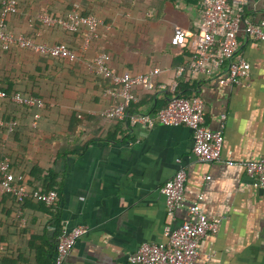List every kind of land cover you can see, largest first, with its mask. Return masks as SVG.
Masks as SVG:
<instances>
[{
	"label": "crops",
	"instance_id": "obj_1",
	"mask_svg": "<svg viewBox=\"0 0 264 264\" xmlns=\"http://www.w3.org/2000/svg\"><path fill=\"white\" fill-rule=\"evenodd\" d=\"M19 1L18 15L7 21L10 32L65 43L80 61L56 70L52 58L27 51L18 60L7 58L18 62L19 78L27 73L36 84L34 93L46 107L13 101L0 106L1 120L21 123L17 134L0 132V157L13 163L29 186L56 190L58 200L53 207L29 200L19 208L14 196L0 189V264H53L58 236L78 226L88 231L64 264H128L142 244L167 240L166 225L176 228L192 219L189 207L200 194L203 215L221 223L218 233L201 240L195 264H264V187H256L245 168L249 160L264 157V42L244 32L248 21H264V0L242 4L236 56L251 64V72L236 86L219 84L226 64L213 76L178 74L194 57L203 0ZM73 4L102 22L100 38L87 49L85 35L45 28L39 20L44 12L62 17ZM176 28L194 37L173 46ZM102 53L119 73L160 70L154 90L136 88L131 112L154 114L176 96L202 98L206 125L223 132L222 157L232 163L199 161L187 126L147 129L107 119L103 112L118 99L94 79L90 64ZM36 114L37 129L31 125ZM181 167L187 171L184 206L169 216L161 188Z\"/></svg>",
	"mask_w": 264,
	"mask_h": 264
},
{
	"label": "built area",
	"instance_id": "obj_2",
	"mask_svg": "<svg viewBox=\"0 0 264 264\" xmlns=\"http://www.w3.org/2000/svg\"><path fill=\"white\" fill-rule=\"evenodd\" d=\"M244 0L230 2V0H203L202 24L196 35V46L192 61L178 71L179 76L187 75L193 78L199 75L213 76L215 71L221 70L226 64L225 73L221 74L218 81L221 85H241L250 75L251 64L241 57H237L239 48V33L243 23L242 4ZM17 0H5L0 13V44L8 50L18 47L24 50L38 52L50 58L74 62L79 59L78 54L66 44L50 45L40 43L34 38L17 35L7 28L10 16L18 12ZM39 20L45 26H61L69 32L85 30L84 49L100 36L102 22L93 15H82L80 6L75 4L73 10L66 18L53 17L46 12L39 15ZM245 35L255 41L264 42V21L259 23L247 22L244 29ZM194 37L182 28H176L171 39L173 46L179 47L187 44ZM91 71L111 81L112 89L107 94H112L118 99L114 105L108 107L103 115L110 120L128 121L131 126L140 125L152 129L156 125L187 126L194 133L193 153L202 162H225L222 157L224 147V134L221 130L213 131L206 125V106L202 98L172 97L166 107L156 113L131 112L130 106L137 101L136 88L154 90L155 78L160 70L154 69L147 74L133 75L129 72L119 73L111 66V57L107 53L99 54L94 60ZM6 94L0 92V100ZM11 100L17 104L43 108L45 103L37 97H26L16 93ZM40 118L39 114L35 119ZM16 122L6 123L0 119V126H10L13 130ZM36 127V123L33 124ZM180 162V160H177ZM247 174L252 178L256 187H264V157H257L245 163ZM1 186L8 194L13 195L18 204L26 199H34L49 207H53L58 200L56 190L44 191L42 189L30 190L21 184L22 176H16L11 171L8 159H0ZM206 179H210L207 177ZM187 171L181 167L176 174L161 188L165 197L166 209L169 216L184 206L185 184ZM203 194L189 207L192 219L173 228L171 224L165 227L167 240L163 243H144L136 253L129 257L128 264H195L199 245L208 234H216L220 228V219L208 220L202 213L201 201ZM20 208V207H19ZM85 226H78L71 230H63L58 236L56 255L53 264H64L70 251L78 240L87 233Z\"/></svg>",
	"mask_w": 264,
	"mask_h": 264
},
{
	"label": "trees",
	"instance_id": "obj_3",
	"mask_svg": "<svg viewBox=\"0 0 264 264\" xmlns=\"http://www.w3.org/2000/svg\"><path fill=\"white\" fill-rule=\"evenodd\" d=\"M4 1H5V0H3V2H4ZM17 1L19 2L18 12H17L16 14L12 15V16H16V15H18V13H19L20 3H21V2H20L19 0H17ZM3 2L1 3L0 13H1V10H2ZM74 6H75V4H73V6H71V7H72L71 10H69V11H68L65 15H63L61 18H66L67 15L73 10ZM80 12H81L82 15H85V14L81 11V8H80ZM49 15L55 17V15H53V14H51V13H50ZM85 16H88V14L85 15ZM42 25H43V24H42ZM43 26H44L45 28H55V27H60V28H62L61 26H58V25H57V26H52V27L45 26V25H43ZM62 29H63V28H62ZM63 30H65V29H63ZM65 32H66L68 35L76 36L77 38L79 37V38H81V39H82V38L84 37V35H85V33H84V29H83V28L80 29L78 32H69V31H67V30H65ZM17 35H25L26 37L34 38L35 40H37L36 37H35V36H32V35H28V34H17ZM99 38H100V36H99ZM99 38H98V39H99ZM96 40H97V39H96ZM96 40H94L93 42H95ZM37 41H38V40H37ZM38 42H39V41H38ZM93 42H92V43H93ZM40 43H41V42H40ZM92 43H91V44H92ZM57 44H65V43H57ZM57 44H50V45H57ZM24 51L31 52V53L36 54V55H39V56H45V55H42V54H40V53H38V52L30 51V50H24V49H21V48H18V47H13V48H10V49H8V50H5V49L2 48V45L0 44V92L2 91V92H4V93L6 94V97L0 100V106L2 107V104H6V103H8V101H12V100H11V97H12L14 94H16V93H20L21 95L26 96V97H37V98L42 99V100L44 101L45 105H44V107L41 108V109H44V108L46 107V100H45L43 97H39V96H37V94L34 93V87H37L36 84H34V82H31V80H30V81L27 80V77H28L27 73L25 74V78H24V80L21 79V78H19V77L17 76V69H16V66H17L18 62L15 64L14 62H12V61H8V59H7V58H10V57H11L12 59H17V60H18V58H20V57L22 56V54L24 53ZM46 57H48V56H46ZM49 58H50V57H49ZM52 59L54 60V65H53L54 67H53V68L56 69V70L61 69L64 65H67V66L75 65V64H77V63L80 61V58H79L78 60L74 61V62H70V61H68V60L55 59V58H52ZM93 62H94V61H93ZM93 62H91L90 64L92 65ZM1 71L3 72V75H1ZM39 72H40V75H41V76H44V75H43V72H44V71H41V70H40ZM93 77H94V79H95L97 82L101 83V84L104 86V88L112 89V84H111V81H110V80L105 79V78L101 77L100 75H93ZM23 81H27L28 84H26V83L23 82ZM112 105H114V103H113ZM112 105H110L109 107H111ZM23 106H24V105H23ZM26 107H27V106H26ZM33 108H37V107H33ZM37 109H39V108H37ZM40 117H41V116H40ZM39 119H40V118H39ZM39 119L36 120V119H35V116H34V121L32 122L31 125L33 126V124L36 123V127H33V128H36V129L38 128ZM3 121H5V120H3ZM11 121H14V122L17 123L16 126H15V128H14L13 130H11V127H10V126H6V125H4V126H0V132H2V133H4V132H9V133L17 134L18 131H19V129H20V127H21V123L17 120V118H14V120H6L5 122H6V123H9V122H11ZM71 154H72V153H71ZM71 154H70V155H71ZM73 154H74V153H73ZM0 159H4V158L0 157ZM11 164H12V166H11V171H12L16 176H18V175L16 174V172H15V170H16L15 165H14L13 163H11ZM23 176H24V175H23ZM47 176H48V179H51L52 181H54V178H55V175H54V174H51V172H48ZM21 184L27 186L30 190L35 189L34 187L29 186V184L25 181V179H24L23 182H21ZM0 189H1L4 193H6V192L4 191V189L2 188V186H1V177H0ZM49 190H54V189H49V188H48V189H46V190H44V191H49ZM6 194H8V193H6ZM8 195H10V194H8ZM10 196H11V195H10ZM12 197H13V196H12ZM13 198H14L15 205H18L19 207L23 206L24 203H25L26 201H29V200L32 201V202H36V203H40V204H44V203L39 202V201H36V200H34V199H26L22 204L20 203V205H19L17 199H16L15 197H13Z\"/></svg>",
	"mask_w": 264,
	"mask_h": 264
}]
</instances>
